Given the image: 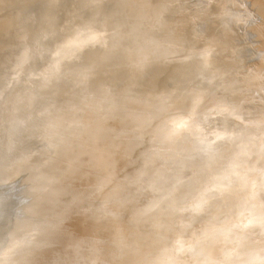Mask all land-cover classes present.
Wrapping results in <instances>:
<instances>
[{
  "label": "rangeland",
  "instance_id": "obj_1",
  "mask_svg": "<svg viewBox=\"0 0 264 264\" xmlns=\"http://www.w3.org/2000/svg\"><path fill=\"white\" fill-rule=\"evenodd\" d=\"M262 1L163 0L166 7L160 6L169 7L171 13H159L161 23L152 31L158 35L176 26L186 51L207 49L208 58L215 55L216 62L205 78L187 79L185 90L179 92L190 98L189 114H178L175 106V115L163 119L156 110L138 118L143 125L134 126L127 122L130 105L139 97L135 92L139 84L126 73L127 57L113 54L115 42H103L99 48L94 45L97 39H115L122 32L120 25L106 32L107 24L122 18L128 6L136 5L134 0H0V264H247L250 258L251 264H264V169L259 160L264 151V111L260 106L245 107L254 103L258 93L264 94V81L255 86V79L247 75L249 66L246 71L238 69L243 59L256 56L262 58L257 73H264ZM152 3L141 1L144 7ZM198 7L203 10L201 16ZM253 31L258 32L256 39L251 36ZM67 32H71L68 41L55 42ZM6 92L15 93L9 97ZM204 109H225L227 117L238 123L222 132L219 115L206 118ZM203 116L214 126V137L202 133V127L207 128ZM45 117H50L49 123L35 135L53 136L55 148L48 151H43L48 145L39 143L37 136L28 137L36 122ZM160 119L165 123L164 134L156 127ZM199 126L200 133L189 139L193 147L200 146L198 165L185 166L182 184L158 197L150 189L151 181L167 178L176 170L183 154L176 140L187 139ZM86 129L91 131L85 134ZM251 139L252 147L246 144ZM102 147L113 150L112 158L117 160L111 174L128 181L119 207L130 194L136 193L138 200L125 209L122 224L119 217H107L85 233L100 212L97 207L86 216L72 213L70 220L64 219L68 208L78 205L86 194L87 184L103 176L93 167L104 158ZM249 148L254 157L241 163L243 156L250 155ZM194 149L186 148V152ZM128 168L130 176L125 171ZM219 173L223 174L221 181L213 182ZM193 174L195 182L182 187ZM136 182L141 187H134ZM175 197L181 200L174 201ZM135 215H146L147 220L133 226ZM74 229L79 234L73 238Z\"/></svg>",
  "mask_w": 264,
  "mask_h": 264
},
{
  "label": "bare ground",
  "instance_id": "obj_2",
  "mask_svg": "<svg viewBox=\"0 0 264 264\" xmlns=\"http://www.w3.org/2000/svg\"><path fill=\"white\" fill-rule=\"evenodd\" d=\"M141 1L142 0H134V5L135 6H128V12L122 17L120 18L119 20H112L110 21L108 24H107V28H106V32H109L111 30H113L116 26L118 27L119 25L121 26L122 28V32H120L119 35L116 36L115 39H112V37L110 38H107V39H97L94 41V45H96L95 48H99V46H101L102 44H104L103 42H115V46L112 48V52L114 55H117V56H120V55H126L127 59H126V73L127 74H130L132 75L135 79H137V82L139 84L138 88L135 89V92L136 93H139V97H137V101L135 103L132 104V106L130 105V118H129V121L127 122V124L129 125H137L139 126L140 124H142L140 121V119L138 118H142L143 116H146L148 113H152L153 111H156L158 110L162 116L163 119H168V118H171L175 115V111L177 109L176 112H180L178 114H181L182 116L184 115H187L189 114V107L192 106V103L190 102V98H185V97H182V95L179 93L181 92L182 90H185V82L187 81V79H201V78H205V74L207 72H209L212 68H214V65H215V62H216V58H215V55L213 58H208L207 56V49H201L200 51H195V50H191V51H186L185 49H187L185 43H183V39L180 40L179 39V32H178V28L176 26H172V27H168L166 29H163V31L156 35L157 33H154L152 31V28H156L154 27L155 24L156 26L158 27V23L161 21H158V18L160 17V15L162 16V14H169V12L171 13V11H169V7L168 8H163V7H166V4H164L162 1L163 0H153V3L150 5V7H144L142 4H141ZM257 2V5L258 7L260 6V3L258 1ZM264 3V1H262ZM140 3V4H139ZM162 3V4H161ZM245 3V1H244ZM262 3V5H263ZM161 5H164L163 7L160 6ZM112 5V4H111ZM117 6V5H116ZM119 6V5H118ZM171 6V5H170ZM120 7V6H119ZM172 7V6H171ZM249 6H247L248 8ZM114 8V7H113ZM165 9V13H161L162 11L160 9ZM123 9V8H122ZM172 9V8H171ZM170 9V10H171ZM177 9V8H176ZM234 9V8H233ZM237 9V8H235ZM251 9V8H250ZM259 9V8H258ZM263 10L260 11L262 12L263 14V11H264V8H262ZM167 10V11H166ZM256 12H257V9H255ZM109 11V10H108ZM169 11V12H168ZM178 11V10H177ZM177 11H174V12H177ZM203 10H201V7L197 8V12H200L199 16H201V12ZM255 12V11H254ZM160 13V15H158ZM259 13V11H258ZM261 14V13H260ZM157 15V16H156ZM164 15V16H166ZM258 15V14H257ZM120 16V15H118ZM163 16V17H164ZM172 16V15H171ZM174 16V15H173ZM263 16V15H262ZM175 17H176V13H175ZM154 18H156L154 20ZM161 18V17H160ZM166 19L169 17H165ZM174 18V17H173ZM261 18V17H260ZM143 19V20H142ZM176 19V18H175ZM173 19V20H175ZM252 19V18H251ZM171 20V18H170ZM261 20V19H260ZM158 22V23H157ZM163 23V21H162ZM171 24V22L169 23ZM184 27V26H183ZM41 29H39L40 31ZM183 31V30H182ZM188 31V29L186 30ZM257 31V30H256ZM256 31H253L251 33V36L256 39L257 37H259L258 35V32ZM185 32V31H184ZM251 32V31H250ZM154 33V34H153ZM262 33V32H260ZM71 32H67V33H63L61 34V37L60 39H57L55 40L56 43H58L59 41H68V39L71 37ZM263 35V33H262ZM264 36V35H263ZM216 41H218L217 39H214ZM182 41V42H180ZM215 41V42H216ZM211 46V44H209ZM93 49V53L95 51H97L96 49ZM54 48H48L47 50V53H50L52 52ZM218 52V51H217ZM248 56V55H247ZM261 59L260 57H256V56H252L251 59H246L247 61H245V59H243L242 63L239 65V68L240 71L241 70H245V67L248 65L249 66V69L247 68L246 70L248 71L249 70V73L247 75H250L249 77L250 78H253L255 79V86H261V84L263 83L264 81V73H257V70L258 69V65L261 63ZM111 61V60H110ZM109 61V62H110ZM106 62V61H105ZM108 62V63H109ZM103 63V62H102ZM107 63V62H106ZM104 64V63H103ZM202 65V68L200 67ZM200 65V66H199ZM82 66V65H81ZM108 66V65H107ZM110 67V65H109ZM201 69H200V68ZM80 68V67H79ZM89 68V67H88ZM117 68V67H116ZM119 68V67H118ZM82 69V68H81ZM84 69V68H83ZM80 70V69H79ZM245 70V71H246ZM84 72V71H83ZM83 74V73H82ZM209 75V74H207ZM25 77V76H24ZM85 77V75H84ZM207 77V76H206ZM123 77H121L122 79ZM84 79V78H83ZM186 79V80H185ZM129 80V79H128ZM188 80V81H189ZM187 81V82H188ZM182 83V84H181ZM181 84V85H180ZM7 89V88H6ZM81 91V90H80ZM101 91V90H100ZM15 93V92H14ZM14 93H11V92H6V96H9V97H12ZM79 93V92H78ZM96 93V92H95ZM258 93V92H257ZM94 94V93H93ZM100 95V94H99ZM79 97V96H78ZM77 97V98H78ZM9 99V98H7ZM84 102V101H82ZM254 103L250 104V105H247L246 104V108H252V107H256V106H260L261 109L264 111V94H261V93H258L257 94V97L253 100ZM105 103H106V100H105ZM116 103V102H115ZM119 104V103H118ZM117 104V105H118ZM6 105V104H5ZM104 105V104H102ZM23 106V105H22ZM175 106H177L178 108L175 109ZM15 108V107H14ZM94 109V108H93ZM118 109V108H117ZM120 109V108H119ZM118 109V110H119ZM76 112H77V108L75 109ZM175 110V111H174ZM212 110V109H211ZM208 110L206 111V109H204V116L206 118H210L209 116H213L214 114H218V125L219 127L221 128L222 132L226 131V129L229 128L230 124H233V123H238V120H235V119H232V118H228L227 117V113L224 109V111L222 112H218V111H215L214 110ZM227 110V109H226ZM95 111V110H94ZM93 111V112H94ZM116 111V109H115ZM114 111V112H115ZM96 112V111H95ZM108 112V111H107ZM119 112V111H118ZM113 113V111L111 112ZM73 114V113H72ZM121 114V113H120ZM17 115V112L15 113H12V118L15 119ZM97 115V114H96ZM95 115V116H96ZM14 116V117H13ZM76 116V114H75ZM204 116L202 117L203 121L205 122L204 120ZM67 117V116H66ZM74 117V116H73ZM99 117V116H97ZM239 117L241 118V115H239ZM238 117V118H239ZM54 119V118H53ZM100 119V117L98 118ZM105 119H108V118H105ZM159 119V118H158ZM163 119H160L158 122V124L156 125V127H160L162 128V134H164L163 132H165V123H164V120ZM242 119V118H241ZM162 120V121H161ZM263 120H264V117H263ZM50 121V117H45V118H42L41 120H39L38 122H36L37 126L35 125L34 127V131L33 133H31L28 137L29 138H32V136H37L39 138V143L42 142V144L44 145L47 144V148L45 147L43 149V151H48V150H53V148H55V144L53 145V136L50 137V138H46L45 136L43 137V135L39 136V135H35V133L40 130L42 127H44V125H47ZM102 121V120H101ZM34 122V121H33ZM62 122V121H60ZM70 122V121H69ZM68 122V124H69ZM108 122V121H107ZM106 122V123H107ZM57 123V122H56ZM71 123V122H70ZM83 123V122H82ZM102 123V122H101ZM207 124V128L206 126L202 127V133H205L206 135L208 136H213V135H216V132H214V129L211 124L209 125L208 122H205ZM62 124V123H61ZM64 124V122H63ZM67 124V125H68ZM72 124V123H71ZM110 123H107V125H109ZM240 124V122H239ZM52 125V124H51ZM55 125V124H54ZM143 125V124H142ZM177 125V124H176ZM71 126V125H70ZM112 126V125H111ZM203 126V125H202ZM54 127V126H53ZM155 127V129H156ZM200 127L199 126V129H197L195 132L194 130L192 131L193 133L190 132L189 136H187V139L183 138L182 140H176V143H177V147L180 148V151L183 153H180L182 154L181 158L176 162V170L172 173H170L169 177L167 178H163L161 179L160 177H158L156 180H152L151 181V191L155 192L156 194H158V197L159 195H163L165 192H168L170 190V188H173V187H178L182 184V180H183V175H182V172H183V169L185 166H188L190 163L192 162H195L197 163V158H196V155L198 154V150L197 148L200 146H198L196 148V146L193 147V145L190 143V137H194L193 134H198L200 133ZM56 127H54L55 129ZM58 128V126H57ZM84 128V127H83ZM106 128V127H104ZM204 128V129H203ZM206 128V130H205ZM61 129V128H60ZM65 129V128H64ZM75 129V127H74ZM85 129V128H84ZM100 129V128H99ZM182 129V127H181ZM184 129V128H183ZM208 129L210 130V132H208ZM219 129V128H218ZM57 130V129H56ZM67 126H66V130L67 131ZM69 130H70V127H69ZM71 131L73 132V129H71ZM87 129H86V132L85 134L87 133ZM91 131V129L89 130ZM88 131V133H89ZM105 131V129H104ZM103 131V132H104ZM108 131V129L106 130ZM156 131V130H155ZM52 132V131H51ZM50 132V133H51ZM60 132V131H59ZM98 132V130H97ZM96 132V133H97ZM102 132V133H103ZM48 133V135L50 134ZM58 133V131H57ZM95 133V134H96ZM105 133V132H104ZM155 133V132H154ZM153 133V134H154ZM160 133V132H159ZM68 134V132H67ZM74 134V133H73ZM78 134V133H77ZM91 134V133H90ZM106 134V133H105ZM110 134V133H108ZM58 135V134H57ZM56 135V136H57ZM70 135V133H69ZM120 135V134H119ZM122 135V134H121ZM160 135V134H159ZM55 136V138H56ZM68 136V135H67ZM83 136V135H82ZM97 136V135H96ZM104 136V135H103ZM124 136V135H123ZM122 136V137H123ZM126 136V135H125ZM124 136V137H125ZM157 136V135H156ZM229 136V135H228ZM84 137V136H83ZM99 137V136H97ZM120 137V136H119ZM120 137V138H122ZM159 137V136H158ZM162 136L160 135V139ZM214 137V136H213ZM218 137V136H216ZM37 138V139H38ZM71 140L73 139L72 137H70ZM91 139V137H89ZM36 139V138H35ZM157 139V137H156ZM155 139V140H156ZM177 139V138H175ZM193 139V138H192ZM221 139V138H220ZM255 139V138H254ZM254 139H251V140H248L247 141V145L251 146L254 144ZM26 140V139H25ZM30 140V139H29ZM70 140V141H71ZM85 140V139H84ZM87 140V139H86ZM92 140V139H91ZM95 140V139H94ZM158 140V139H157ZM195 140V139H194ZM264 140V139H263ZM262 140V141H263ZM63 141L65 140H62L61 142L63 143ZM80 141V139L78 140ZM99 141V139H98ZM110 141V140H108ZM118 141V139H117ZM26 142V141H24ZM36 142V141H35ZM72 142V141H71ZM76 142V141H75ZM106 142V141H105ZM111 142V141H110ZM113 142V141H112ZM149 142V141H147ZM165 142V141H164ZM78 143V142H77ZM82 143V142H81ZM80 143V144H81ZM117 143V142H116ZM115 143V144H116ZM129 143V142H128ZM163 143V142H162ZM93 144V143H92ZM95 144V143H94ZM110 144V143H109ZM157 144V143H156ZM155 144V145H156ZM67 145V144H66ZM70 145V144H69ZM75 145V144H74ZM82 145V144H81ZM101 145V144H100ZM111 145V144H110ZM119 145V144H118ZM130 145V144H129ZM154 145V146H155ZM264 145V143H263ZM57 146V145H56ZM64 146V145H63ZM146 146V145H145ZM67 147V146H66ZM71 147V146H70ZM76 147V146H75ZM95 147V146H94ZM107 147V146H106ZM131 147V146H130ZM147 147V146H146ZM156 147V146H155ZM155 147L154 149H151L152 151L155 150ZM195 148L193 151H188L186 152V148ZM264 147V146H263ZM8 148V147H7ZM80 148V147H79ZM148 148V147H147ZM153 148V147H152ZM22 149V148H21ZM69 149V148H68ZM78 149V148H77ZM91 149L93 150L94 148L91 147ZM98 149V147H97ZM102 149H104L102 147ZM101 149V150H102ZM130 149V148H129ZM128 149V150H129ZM66 150V148H65ZM85 150V149H84ZM96 150V149H95ZM105 153L102 154L104 158H100L102 161L99 162L98 161V165L96 166H93V167H97L99 170H100V173L103 175L99 180L93 182V183H90V184H87L86 188V194H84L81 198L80 196L81 195H78L79 198H80V201L78 203V205H75V207L73 208H68V215L65 216V219L64 221L66 222V220H70L71 219V216L73 215L72 213H75L74 215H81V217L84 215H88L89 211L92 209V208H98L100 212H98V214L94 217V219L91 221V223L87 224L88 226L86 227L85 230H87L85 233H89L90 229H93L95 228V226L100 223L104 218H117L119 217V223L122 224V219H123V216L125 214V209L132 206V204L138 200V195L135 193L134 195L133 194H130V196L127 198L128 200H125V204L122 208L119 207V205L117 204L118 202H121L119 200V196L121 195H125L127 194V191L125 190V187L128 185V181L126 180H120L117 176H113L111 174V171H112V167H114V165L117 163V160L116 158H112V151L110 150L109 152L106 151V148L104 149ZM127 150V149H125ZM127 150V151H128ZM131 150V149H130ZM158 150V149H157ZM250 150V155L246 158H244L245 156H243L241 158V163H243V160H251L252 157H254V154L251 150V148H249ZM68 151V150H67ZM91 151V150H90ZM133 151V150H132ZM65 151H63L64 153ZM148 152V151H147ZM151 152V151H150ZM149 152V153H150ZM155 152V151H154ZM157 152V151H156ZM262 156L259 155V158L263 159L264 158V151H262ZM51 153V152H50ZM67 153V152H66ZM89 153V152H88ZM94 153V152H93ZM101 153V151H100ZM127 153V152H126ZM128 153H130L128 151ZM146 153V152H145ZM52 154V153H51ZM50 154V155H51ZM87 154V153H86ZM132 154V153H131ZM129 154V155H131ZM157 153H154L153 154V157L154 156H157L156 155ZM173 154V153H172ZM68 155V153H67ZM128 155V154H126ZM128 155V156H129ZM134 155V154H133ZM132 155V156H133ZM145 155V154H144ZM151 155V154H150ZM57 156V155H56ZM66 156V155H65ZM64 156V158H65ZM78 156V155H77ZM87 156V155H86ZM92 156V155H91ZM136 156V154H135ZM68 157V156H67ZM146 157V156H145ZM150 157V156H149ZM151 156V158H153ZM89 158V157H88ZM258 158V159H259ZM73 159V158H72ZM97 159V158H95ZM141 159V158H140ZM260 160L261 162V166H262V170L264 169V159H263V163L262 161ZM65 160V159H64ZM74 160V159H73ZM98 160V159H97ZM147 160V159H146ZM150 160V158H149ZM259 160L257 162H259ZM61 161V160H59ZM66 161V160H65ZM88 161V160H87ZM86 161V163H87ZM139 161V160H138ZM69 162V161H68ZM72 162V161H71ZM146 162V161H145ZM260 162L258 164H260ZM85 163V162H84ZM240 163V164H241ZM91 164V163H90ZM84 165V164H83ZM88 165V164H87ZM198 165V163H197ZM89 166V165H88ZM87 166V167H88ZM19 167V165H18ZM57 167V166H56ZM91 167V166H90ZM89 167V168H90ZM61 167L59 166L58 170L60 169ZM233 168V167H232ZM231 168V169H232ZM47 169V168H46ZM54 170H56L54 168ZM53 171V169L51 170ZM61 171V170H59ZM126 173L128 174V176H130V170L129 168L127 170H125ZM25 172V171H24ZM65 172H66V169H65ZM78 172V171H77ZM76 172V173H77ZM64 173V172H63ZM73 174V173H72ZM199 174V171L196 173V176ZM220 174L222 173H219L218 175H216L214 178H213V182L217 183L216 181H221V176H219ZM24 175V174H23ZM51 175V173H50ZM75 175V174H74ZM73 175V176H74ZM194 176H192L189 180L188 183H186L185 185H183L182 187H189L191 186L194 182H195V174H193ZM1 176V175H0ZM76 176V175H75ZM219 176V177H218ZM44 178V177H43ZM72 178V177H71ZM22 179V178H21ZM38 179V178H37ZM35 180V181H38V183H40L41 180ZM73 179V178H72ZM220 179V180H219ZM6 180V179H5ZM24 180V179H22ZM75 180V179H74ZM73 180V181H74ZM193 180V182H192ZM66 181V180H65ZM77 181V180H76ZM17 182V181H16ZM26 182V181H25ZM80 182V181H79ZM90 182V181H89ZM87 182V183H89ZM105 182V183H104ZM83 183V182H82ZM14 184H16L14 182ZM125 184V185H124ZM84 185V184H83ZM264 185V183H263ZM76 186H77V183H76ZM79 186V185H78ZM124 186V187H123ZM25 187H26V184H25ZM62 187V186H61ZM75 187V186H74ZM134 187H141L140 183L139 182H136V185ZM127 188V187H126ZM264 188V187H263ZM75 189V188H74ZM84 190V189H83ZM140 190V189H138ZM16 191V190H15ZM76 191V189H75ZM83 192V191H82ZM59 193V192H58ZM57 193V194H58ZM59 195V194H58ZM62 195V194H60ZM73 195V194H72ZM160 196V197H161ZM55 197H57L55 195ZM67 197V196H66ZM167 197V196H166ZM60 198V197H59ZM62 198V197H61ZM64 198V197H63ZM57 199V198H56ZM66 199V198H65ZM58 200V199H57ZM63 200V199H61ZM160 200V199H159ZM181 199H179L178 197L174 198V201H180ZM76 201V200H74ZM152 201V200H151ZM162 202L164 200H161ZM165 203V202H164ZM148 203H146L140 210L142 209H145L146 205ZM180 204V203H179ZM16 205V204H15ZM71 205V204H70ZM176 205H177V202H176ZM183 205H185V203H183ZM183 205H181L183 207ZM173 206V205H172ZM174 207V206H173ZM172 207H168V209L171 210ZM27 210V209H26ZM72 210V212H71ZM176 210V208H175ZM174 210V211H175ZM26 212V211H25ZM70 212V214H69ZM256 213H260V210H257ZM90 214V213H89ZM77 217V216H76ZM83 220V219H82ZM88 220V219H86ZM146 215H142V216H139V215H135L134 219L131 220V224L133 226H139L141 225L144 221H146ZM63 221V222H64ZM130 221V220H129ZM128 221V223H129ZM193 221V219H192ZM76 222H79L78 218L76 220ZM84 222V221H83ZM81 222V223H83ZM87 222V221H86ZM185 222V221H184ZM81 223H78L76 225L75 223V226H79ZM88 223V222H87ZM186 223V222H185ZM85 224V223H83ZM131 225V226H132ZM81 226V225H80ZM84 226V225H83ZM186 226H187V223H186ZM162 227V226H161ZM186 228V227H185ZM184 228V229H185ZM82 229V227H81ZM84 229V228H83ZM141 229V228H140ZM80 230V228H79ZM98 230V229H97ZM106 230V229H104ZM186 230V229H185ZM103 231V230H102ZM74 233H72V236L75 235V234H79V231L74 229L73 231ZM104 232V231H103ZM102 232V233H103ZM106 232V231H105ZM164 232V231H163ZM92 233V232H91ZM84 234V233H83ZM2 235V234H0ZM89 235V234H88ZM97 234H95L96 236ZM99 235V234H98ZM97 235V236H98ZM103 235V234H102ZM101 235V236H102ZM127 235V234H126ZM160 235V234H159ZM71 236V235H70ZM82 236V235H81ZM92 236V235H91ZM137 236V235H136ZM75 236H73L74 238ZM80 237V236H79ZM71 238V237H69ZM83 238V237H82ZM102 238V237H101ZM125 238V237H124ZM99 239V237H98ZM103 239V238H102ZM104 239H105V236H104ZM85 240V239H83ZM91 240V239H90ZM96 240H97V237H96ZM130 240V239H129ZM86 241V240H85ZM84 241V242H85ZM100 241V240H99ZM98 243V245H100V243ZM103 241V240H102ZM87 242V241H86ZM85 242V243H86ZM94 242V240H93ZM92 242V243H93ZM122 242V241H121ZM92 243H89V244H92ZM95 243V244H96ZM102 244V243H101ZM104 245V243H103ZM107 245V244H106ZM122 245V244H121ZM139 245V244H137ZM91 247H93L92 245H90ZM94 246H97V245H94ZM102 246V245H101ZM105 246V245H104ZM109 246V245H108ZM229 246V245H228ZM227 246V247H228ZM84 247V246H82ZM86 247V246H85ZM100 247V246H99ZM107 247V246H106ZM105 247V248H106ZM122 247V246H121ZM94 248V247H93ZM102 248V247H101ZM103 248V249H105ZM226 248V247H225ZM229 248V247H228ZM227 248V249H228ZM90 249V248H89ZM96 250H98L97 248H95ZM95 249H91L92 251L94 250L96 253L97 251ZM107 249V248H106ZM160 250V249H159ZM163 250V249H162ZM161 250V252H162ZM91 251V252H92ZM99 251L100 248H99ZM98 251V252H99ZM5 252V251H4ZM11 252V251H10ZM13 253V252H11ZM10 253V254H11ZM155 253V251H154ZM229 253V252H228ZM157 254V253H156ZM13 255V254H12ZM14 255H15V252H14ZM151 255V254H150ZM153 255V254H152ZM151 255V256H152ZM155 255V254H154ZM153 255V256H154ZM11 256V255H10ZM114 256V255H113ZM9 257V255L7 256ZM115 257V256H114ZM13 259H15V256L12 257ZM10 257V259H12ZM226 258V257H225ZM148 259V258H147ZM145 259V260H147ZM151 260V258H150ZM10 261V260H9ZM134 261V260H133ZM253 262V258L248 261L247 264H251Z\"/></svg>",
  "mask_w": 264,
  "mask_h": 264
}]
</instances>
